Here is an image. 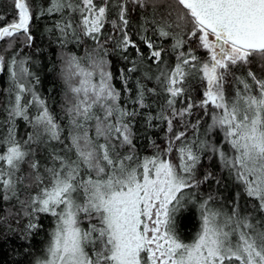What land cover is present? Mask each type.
<instances>
[{"label": "snow or ice", "instance_id": "obj_1", "mask_svg": "<svg viewBox=\"0 0 264 264\" xmlns=\"http://www.w3.org/2000/svg\"><path fill=\"white\" fill-rule=\"evenodd\" d=\"M11 7L0 41L22 37L31 47L34 19L48 17L46 31L62 48L93 42L83 58H63L66 128L33 90L39 80L27 58L7 66L14 98L0 137V202L19 205L29 232L40 214L54 218L36 264H264V0H44L37 13L30 0H11ZM136 15L141 32L151 24L170 49L140 35L142 51L129 32ZM109 45L125 61L129 49L136 54L119 69L126 97L112 82ZM17 119L31 128L25 138ZM137 124L144 132L164 127L162 144L145 137L149 155L138 149ZM205 155L234 178L228 208L216 206V194L198 195L215 179L197 175ZM189 204L200 226L185 240L177 218Z\"/></svg>", "mask_w": 264, "mask_h": 264}, {"label": "trees", "instance_id": "obj_2", "mask_svg": "<svg viewBox=\"0 0 264 264\" xmlns=\"http://www.w3.org/2000/svg\"><path fill=\"white\" fill-rule=\"evenodd\" d=\"M33 3V12L37 13L43 6L44 0H30ZM99 2V0H98ZM0 16L4 19L0 20V25L9 22L12 18L11 0H0ZM110 19H116L115 9H111L109 12ZM148 19L151 20L152 16L149 13ZM144 21L138 16H134L129 26V32L133 41L137 42L141 50L147 53L146 47L140 42V35H149L160 45L167 46L170 49V42L168 40H160L158 37L152 34V25L148 24L149 31L147 33L141 32V24ZM52 20L48 17H39L34 19L32 25V35L34 41L31 47H27L24 44L23 38H13V42L9 44L6 38L0 41V56L5 59V70L0 74V137L6 134L8 125L6 123L7 112L6 106L8 101L12 97L10 93L11 82L10 76L7 71V66L10 64L13 58L22 59L32 58L31 63H27L29 70L33 71L35 77H38L39 82L36 79L31 80V84H38L40 93L39 97L45 102L50 113L56 118L57 122L62 127L66 128L67 117L64 114L65 107V94L68 91L63 75V58L68 55H76L83 58L86 50H90L93 47L92 41H87L85 44L77 45L75 43H68L65 47H61L56 41L55 37H51L46 31L51 27ZM112 31L111 25H106L105 35ZM115 41H113L114 43ZM112 46L109 45L110 54L107 59L111 63V71L113 73V84L121 90L122 96H127L123 92V84L119 78V69L130 67V61L136 58V54L132 49H129V61H125L121 58L120 54L112 52ZM171 62H174L175 56L170 54ZM86 61L82 60V64ZM255 68V65H253ZM239 74V73H238ZM152 85L149 84V87ZM129 87H135V77L129 81ZM27 99V95L25 97ZM31 109V108H30ZM32 112L37 113V110L31 109L29 115ZM23 119L16 120V132L20 138H25V134L31 131V128L24 129ZM25 122V121H24ZM26 123V122H25ZM137 129L140 130V139L137 140L138 149L141 154L149 155L152 149L148 147L150 137L155 139L157 143H163L164 141V127L149 129L147 132L142 130V126L137 124ZM191 131L189 136H191ZM218 141H222V137L216 138ZM227 148V145H225ZM38 159L43 160L42 154L38 153ZM25 171L27 168L25 167ZM205 171H211L214 174L215 179L202 184L200 186L198 195L203 197L209 192L221 196L226 201V207H230V198L236 191V185L234 178L229 177L227 170L223 169L221 163L217 157L209 159L208 155H205L201 164L198 167L197 175L202 177ZM219 179L220 184H216L215 180ZM194 191V190H186ZM23 195L21 199H23ZM217 202V201H216ZM19 205L16 202H0V264H36V261L44 256V250L49 241V233L55 227L54 218L46 214H40L39 219L35 221L38 227L29 232L27 231L28 217L23 213L16 215ZM12 213L11 215L9 213ZM178 231L184 235H190L196 230H199L200 219L197 207L191 205L187 207L179 217Z\"/></svg>", "mask_w": 264, "mask_h": 264}, {"label": "rangeland", "instance_id": "obj_3", "mask_svg": "<svg viewBox=\"0 0 264 264\" xmlns=\"http://www.w3.org/2000/svg\"><path fill=\"white\" fill-rule=\"evenodd\" d=\"M17 61H19L20 59H16ZM32 62V58H30V59H28V63H31ZM28 65V64H27ZM27 65H26V67H27ZM32 73H33V71L32 70H30ZM63 75H64V73H63ZM32 86H33V90L36 92V94L37 95H39L38 93H40V89H39V86H38V84H35V85H33L32 84ZM27 99H31V96H30V94H28L27 95ZM31 109H33V110H37L36 109V107L35 106H32V107H30ZM29 108V112H30V109ZM36 115V113L35 112H32V115H30V116H35ZM23 122V124H24V129L26 130V128L28 127V128H30V126L27 124V123H25L24 121H22ZM227 173H228V171H227ZM230 177V176H229ZM221 197V196H220ZM222 199H218L217 200V202H216V206L217 207H220L221 205H223L224 207H226L227 205H226V201L224 200V198L223 197H221ZM192 204H189L187 207H190ZM250 206V205H249ZM227 208V207H226ZM184 211V210H183ZM182 214V213H181ZM180 214V215H181ZM180 215L178 216V220H179V217H180ZM177 228H178V226H177ZM198 230H196L194 233H191L190 235H184L183 233H180L181 234V237L183 238V239H185V240H189V239H191L194 235H195V233L197 232ZM44 257V256H43ZM42 257V258H43Z\"/></svg>", "mask_w": 264, "mask_h": 264}, {"label": "water", "instance_id": "obj_4", "mask_svg": "<svg viewBox=\"0 0 264 264\" xmlns=\"http://www.w3.org/2000/svg\"><path fill=\"white\" fill-rule=\"evenodd\" d=\"M0 74H1V72H0Z\"/></svg>", "mask_w": 264, "mask_h": 264}]
</instances>
